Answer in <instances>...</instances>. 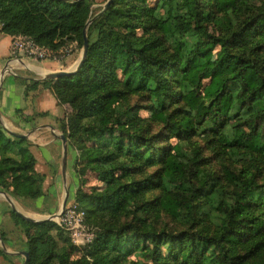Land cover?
I'll list each match as a JSON object with an SVG mask.
<instances>
[{"label": "trees", "instance_id": "obj_1", "mask_svg": "<svg viewBox=\"0 0 264 264\" xmlns=\"http://www.w3.org/2000/svg\"><path fill=\"white\" fill-rule=\"evenodd\" d=\"M95 1L0 0V32L51 51L83 47L91 21L79 71L19 83L64 107L58 127L78 152L76 175L101 185L77 196L95 239L74 260L78 250L54 222L9 211L24 230L27 264H264V0H111L98 15ZM201 137L240 166L221 181L241 195L211 178L191 144ZM30 146L0 125V191L17 200L45 197ZM160 213L183 230L157 232Z\"/></svg>", "mask_w": 264, "mask_h": 264}, {"label": "crops", "instance_id": "obj_2", "mask_svg": "<svg viewBox=\"0 0 264 264\" xmlns=\"http://www.w3.org/2000/svg\"><path fill=\"white\" fill-rule=\"evenodd\" d=\"M11 40L10 36L0 32V77L7 66L8 61L6 59L12 56ZM80 57L78 51L75 50L72 55L60 63L45 61L35 64L33 62L28 63L25 60L13 62L10 66L8 65V74L3 76L0 88V116L15 130L12 133L27 136L26 140L31 145L29 151L36 161L35 171L44 176L43 191L45 197L41 199L38 208H34V202L23 199L17 200V205L31 217L34 215L44 216L48 219L47 217L57 214L65 197V189L69 191L73 187L74 180H71V186L67 188V181L69 182L72 178L71 175L70 178L65 177L64 179L62 177L63 183H61L63 146L59 137L63 136V134L59 130L58 122L64 119V107L58 105L57 100L48 90L25 94V89L19 83V80L39 81L43 77L54 73L73 71ZM30 69H33V71ZM26 72L40 76L42 79L37 80L33 77H28ZM17 111H20V113H17ZM40 114L45 115L36 117L30 123L24 121L26 117H34ZM72 155L75 156L73 151ZM69 193L68 202L74 199V189L71 192L70 199ZM0 195L11 197L5 192H1ZM0 204H6L8 209L11 208L10 204L5 200L0 199ZM9 211L0 210V230L3 225L2 220L8 216Z\"/></svg>", "mask_w": 264, "mask_h": 264}, {"label": "rangeland", "instance_id": "obj_3", "mask_svg": "<svg viewBox=\"0 0 264 264\" xmlns=\"http://www.w3.org/2000/svg\"><path fill=\"white\" fill-rule=\"evenodd\" d=\"M109 0H96V4L93 6V9L96 13V15H98L99 13L102 12V10H104L105 5L108 3ZM149 4L152 6L155 3V0H148ZM18 37V36H14L11 37V39L13 40V38ZM11 40V41H12ZM61 48H67V52H66V57L72 55L74 53L75 50L78 51V54L81 56L82 53V47L78 48V46L76 45V43H72V42H68L65 45H62L58 50L53 51L54 53L58 52ZM64 58V59H65ZM210 61L214 60V55H210L209 56ZM25 60L28 63H37L35 61H31V60H27V59H17L13 56H11L10 58H7L6 61L7 62V68L10 66L11 63L13 62H19ZM63 61V60H62ZM61 61V62H62ZM9 65V66H8ZM31 70V69H30ZM33 71V69L31 70ZM26 76L28 77H33L35 79H42L40 78V76L31 74L29 72H26ZM44 78V77H43ZM43 80V79H42ZM132 104L133 103H137L138 107H145V103L142 102V100H138L137 98L132 99ZM186 103L189 104L190 106H194L197 101L191 97H188L186 99ZM139 115L141 118L143 119H151L154 115L153 113L149 112L148 110L144 109V108H139ZM26 123H30V122H26ZM0 125L3 128V130L6 132L7 136H10L8 134V132H15V130L8 125L4 119L0 120ZM161 130V126L159 124H153V134H159ZM167 137L162 136L161 140H160V144L167 140ZM67 140V138H66ZM176 143L175 140H170L169 144L170 145H174ZM192 145L201 148L202 150V155L205 159V165L209 171V173L212 174V179H215V182L219 181V184L222 185V187L226 190L228 195H231V197L234 195V193H237L238 196L241 195V192L239 191L238 188H235L233 184H230L228 181H224L222 182L221 179H227L225 176V173L227 171H230L231 173H235L236 176H240V166H235L231 161L224 159V158H220V157H216L215 153L216 150L212 149L210 144L206 141V139H204V137H201L200 139H195L194 142L191 143ZM67 160H66V172L67 175L66 177L70 178L71 175V179L69 180V182L67 181V186L66 188L69 186H71V182L73 181V189L75 191L74 193V199H78V191L80 192H87L90 193L94 188L96 187H100L101 185L96 181L94 175H90L87 174L85 177H78L76 175L75 172V168H76V164L78 161V152L75 151L74 148L72 147H68V140H67ZM72 151L74 152L75 156L72 155ZM62 159V158H61ZM209 159V160H207ZM211 171V172H210ZM68 180V178H67ZM72 180V181H71ZM242 180V179H241ZM263 182L262 179L259 180V184H261ZM61 183H63V178L61 176ZM70 189L68 192H70V197L72 195V190ZM156 196V194H153L151 197L154 198ZM0 199L7 201L10 206H12L18 213L29 217L31 219L34 220H43L44 218L46 219V217L44 216H29L26 213H24V210H22L18 205H17V199H14L12 197H9L7 195H0ZM40 200H36V201H31L34 202V208H38L39 204H40ZM78 201V200H77ZM69 202L67 201V204ZM0 210H4V212L6 210H11V208L8 209L6 204H0ZM83 210V209H82ZM84 211V210H83ZM13 212V211H12ZM60 212V211H59ZM58 212V213H59ZM15 213V212H14ZM8 214V213H7ZM16 216H18L15 213ZM12 215V214H8L7 217H4L2 220V228L0 230V249L2 250V252H6L10 255L9 258H4L0 255V264H23L24 263V258L22 256H19L18 254L21 252H26V237L24 234V230L23 228L19 225L16 216ZM47 216V215H45ZM158 218L154 219V228L157 232L161 231L162 229L167 230V231H173L174 233L179 232L180 230H183V227H180L179 225H176L175 223L172 222V220L166 216L165 214H158L157 216ZM49 218V217H47ZM64 233V237H66L69 242L71 243V245L78 250V253H74L72 255V259H78L80 258L82 255H85V249H87L94 241L95 239V232L96 229L92 228L91 226H89L88 224H85V236L79 238V242L74 243L73 239L70 236V232L65 231L62 227L59 226V222L58 220H54L53 221ZM36 231H33V234ZM1 235H3L4 240H5V244L3 243L2 239H1ZM165 253H167L165 251ZM135 257H132V260Z\"/></svg>", "mask_w": 264, "mask_h": 264}, {"label": "built area", "instance_id": "obj_4", "mask_svg": "<svg viewBox=\"0 0 264 264\" xmlns=\"http://www.w3.org/2000/svg\"><path fill=\"white\" fill-rule=\"evenodd\" d=\"M66 52L67 48H61L54 53L49 49L40 47L28 36L15 37L11 43V54L13 57L35 62L52 61L60 63L66 57ZM58 222L60 227L70 232L74 243L79 242V238L85 236V212L80 208L76 199L66 205Z\"/></svg>", "mask_w": 264, "mask_h": 264}, {"label": "water", "instance_id": "obj_5", "mask_svg": "<svg viewBox=\"0 0 264 264\" xmlns=\"http://www.w3.org/2000/svg\"><path fill=\"white\" fill-rule=\"evenodd\" d=\"M110 2H111V0H109L108 3L105 5L104 10L108 9ZM90 23H91V21H89L86 24L85 29L83 31L82 53H81V57H80L77 65H76L75 69L73 71H69V72H59V73H54V74L48 75V76L44 77L43 80L44 79L57 80L59 78L67 77V76H70L72 74H75L77 71H79L81 69V67L83 66V64L85 63L86 58H87L89 42H88V39H87V36H86V31H87V28L90 25ZM6 68H7V66L5 67V69L2 72V75L0 77V88L2 86L3 76L5 74H8ZM0 120H2L1 116H0ZM8 134L11 137L15 138V139H26L27 138V136L17 135V134L12 133V132H8ZM59 140L62 142V146H63V153H62V159H61V174H62V177L65 179V177H66V160H67V153H68V151H67V140H66V138L64 136L59 137ZM67 201H68V189H65V197H64L60 212L55 214V215H52L48 219L40 220V221L32 220V219H30V218L18 213L12 206H10V207H11V210L13 212H15L21 219H23L26 222H30V223H42V222H45V221L53 222L54 220H58L60 218L62 212L64 211V209H65V207L67 205ZM4 254L10 255V254H8L6 252H4ZM18 255L22 256L24 258V263L23 264H27L28 263V253L27 252H21Z\"/></svg>", "mask_w": 264, "mask_h": 264}]
</instances>
